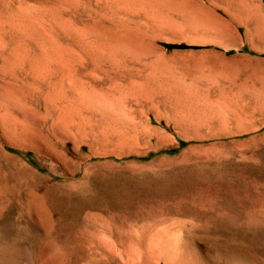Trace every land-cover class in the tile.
<instances>
[{
  "label": "rangeland",
  "instance_id": "1",
  "mask_svg": "<svg viewBox=\"0 0 264 264\" xmlns=\"http://www.w3.org/2000/svg\"><path fill=\"white\" fill-rule=\"evenodd\" d=\"M0 264H264V0H0Z\"/></svg>",
  "mask_w": 264,
  "mask_h": 264
},
{
  "label": "bare ground",
  "instance_id": "2",
  "mask_svg": "<svg viewBox=\"0 0 264 264\" xmlns=\"http://www.w3.org/2000/svg\"><path fill=\"white\" fill-rule=\"evenodd\" d=\"M155 187V186H154ZM109 188V187H108ZM181 190V189H180ZM118 191V190H117ZM159 192H160V190H159ZM124 195V194H123ZM99 197V196H98ZM180 197V196H179ZM122 199V198H121ZM141 199V198H140ZM112 200V199H111ZM124 201V200H123ZM111 203V202H110ZM155 204V203H154ZM103 206V205H102ZM125 206V205H124ZM137 206V205H136ZM156 206H158V205H156ZM105 208H106V206H105ZM100 209V208H99ZM111 209V208H110ZM118 209V208H117ZM108 210V209H107ZM127 210H128V208H127ZM106 213V212H105ZM141 213V212H140ZM143 213V212H142ZM115 214V213H114ZM97 216H98V214H96ZM101 216V215H100ZM138 216V215H137ZM126 217V216H125ZM136 242V241H135ZM144 242V241H143ZM160 242V241H159ZM148 244V243H147ZM154 245V244H153ZM148 246H150L149 244H148ZM166 246V245H165ZM169 246V245H168ZM150 248H154L153 246H151ZM172 248V247H171ZM146 249V248H145ZM167 249V248H166ZM153 251V250H152ZM162 251V250H161ZM164 251V250H163ZM160 256H161V253H160Z\"/></svg>",
  "mask_w": 264,
  "mask_h": 264
}]
</instances>
